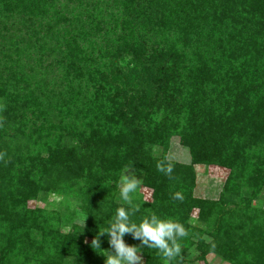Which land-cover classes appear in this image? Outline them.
Instances as JSON below:
<instances>
[{
    "label": "trees",
    "instance_id": "16d2710c",
    "mask_svg": "<svg viewBox=\"0 0 264 264\" xmlns=\"http://www.w3.org/2000/svg\"><path fill=\"white\" fill-rule=\"evenodd\" d=\"M0 122V264H104L109 236L91 241L129 207L127 170L133 222L189 231L172 264H264V0H0ZM174 136L191 161L169 179ZM196 165L229 170L218 199L195 196ZM50 194L77 209L30 206Z\"/></svg>",
    "mask_w": 264,
    "mask_h": 264
},
{
    "label": "clouds",
    "instance_id": "9594fccd",
    "mask_svg": "<svg viewBox=\"0 0 264 264\" xmlns=\"http://www.w3.org/2000/svg\"><path fill=\"white\" fill-rule=\"evenodd\" d=\"M3 124L0 122V127ZM6 152H0V161L4 160ZM157 171L163 173L169 179H173L174 163L171 159L165 158L156 164ZM141 185V179L132 172H126L121 177L120 197L129 206L118 207L116 214L109 221V227L99 229L96 237L91 241L93 249H101L100 237L107 234L109 236V250H104L106 257L104 264H143L141 248L157 250L158 255L162 256L166 264H172L177 258H183L181 239L189 236L188 229L185 226L172 219H163L152 213L145 216L139 223L133 222L131 217L139 211V205L133 204L132 194L137 191ZM173 200L183 202L181 192H175L172 195ZM87 216L82 222L84 228ZM131 234L134 239L140 240L141 245H128L124 241V236Z\"/></svg>",
    "mask_w": 264,
    "mask_h": 264
},
{
    "label": "rangeland",
    "instance_id": "374dc122",
    "mask_svg": "<svg viewBox=\"0 0 264 264\" xmlns=\"http://www.w3.org/2000/svg\"><path fill=\"white\" fill-rule=\"evenodd\" d=\"M157 152L159 153V150ZM168 158L182 163H189L191 161L189 149L182 145L178 136H174L171 139V146L168 150ZM195 169L197 173L196 187L194 190L195 196L218 199L228 176L229 170L223 167H205L202 165H196ZM126 172H132L138 175L137 173L133 172V170H127ZM141 192L143 193L146 200H151L152 191L150 189L141 188ZM29 204L32 207H45L48 209H54L56 211L58 210L65 214L74 212L78 207V201L75 197L59 194H50L46 197L42 196L37 201H30ZM197 216L198 210L196 209L192 214V222L197 223ZM197 254L198 252L195 250L189 258H193ZM206 260L210 264H228V262L221 259L215 253L208 254L206 256ZM188 262L191 263L192 261L190 260ZM200 264L205 263L200 262Z\"/></svg>",
    "mask_w": 264,
    "mask_h": 264
}]
</instances>
